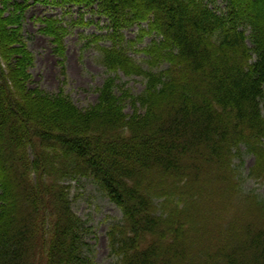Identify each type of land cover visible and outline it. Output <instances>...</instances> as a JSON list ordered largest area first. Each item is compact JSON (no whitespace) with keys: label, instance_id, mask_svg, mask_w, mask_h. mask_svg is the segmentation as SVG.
Listing matches in <instances>:
<instances>
[{"label":"trees","instance_id":"obj_1","mask_svg":"<svg viewBox=\"0 0 264 264\" xmlns=\"http://www.w3.org/2000/svg\"><path fill=\"white\" fill-rule=\"evenodd\" d=\"M217 1L34 0L108 19L92 41L111 43L99 50L114 76L98 103L81 110L63 92L28 88L33 58L21 25L32 0H0V264H95L90 228L66 184L81 178L123 213L108 233L116 264H199L189 259L201 224L186 210L208 181L204 170L230 171L243 146L257 157L251 174L264 175V0H221L222 10ZM81 18L38 20L57 56H65L71 25L90 24ZM136 26L128 40L124 31ZM119 71L143 77L145 89L116 92ZM37 112L54 123L35 121ZM62 122L70 126L59 131ZM207 202L202 212L224 205ZM240 237L234 250L224 244L201 255L207 264H264V222Z\"/></svg>","mask_w":264,"mask_h":264},{"label":"rangeland","instance_id":"obj_2","mask_svg":"<svg viewBox=\"0 0 264 264\" xmlns=\"http://www.w3.org/2000/svg\"><path fill=\"white\" fill-rule=\"evenodd\" d=\"M243 1L246 6L248 0ZM224 7L225 4L221 0L213 6L218 10ZM46 17L59 18L64 23L80 21L81 17H84V22L90 23L89 25H71L70 33L64 42V58L55 54L51 37L40 32L43 25L38 20ZM107 25L108 19L91 9L79 6L60 8L49 4L34 3L32 0L21 25L23 41L33 58V64L29 69L31 78L28 88L39 87L51 95L63 92L81 110H88L96 105L99 99V89L110 76H114L103 65L99 50V47H110L111 43L106 40L92 41L94 35L101 36L102 33L107 32ZM138 31L137 26L126 29L125 37L128 40H135ZM152 39V37H147L145 42L150 43ZM143 46V44L137 45L139 48ZM129 54L138 62L143 59V55L135 50L129 51ZM115 75L116 85L119 88H116V92L119 94L123 90H129L137 95L145 89L146 81L141 76H126L120 71ZM19 101L26 102L22 98ZM125 111L132 114L131 105H128ZM34 120L44 124H53L55 119L37 112ZM69 126L66 122H62L58 130H67ZM241 148L240 152L233 151L235 157L229 161L230 171L227 167L221 166L213 174L206 168L204 175L209 177L203 189L204 193L201 190L199 198L190 196L186 211L201 225L194 226L198 238L194 240V253L190 255L189 261L194 262L195 260L196 263L207 264L208 259L201 255L202 253L212 256L213 253L210 251L216 247L219 250L224 244L230 245L233 250L237 246L240 247L242 245L240 235L250 225L255 224L257 227L264 222V210L262 209L264 175L251 174V170L257 166V157L246 153L245 147L241 146ZM160 182L162 181L158 180L157 183ZM66 184L69 186L73 211L86 222L87 228H90L86 239L94 248V263L116 264L117 256L112 254L108 233L111 225L122 219L121 209L112 202L107 192L91 179L69 180ZM193 190L196 191L197 188ZM205 192L208 194L204 195ZM210 196L214 203L221 200L224 205L215 206L210 213L202 212L200 207L202 205L203 208H207L210 205L207 202ZM161 201L162 199L158 200V202ZM190 240H193L192 237ZM179 243L180 240L176 243V247Z\"/></svg>","mask_w":264,"mask_h":264}]
</instances>
